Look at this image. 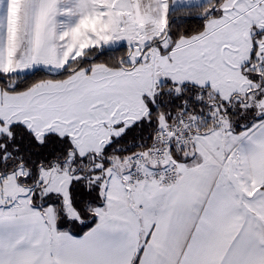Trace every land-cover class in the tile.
I'll return each mask as SVG.
<instances>
[{
    "label": "snow or ice",
    "instance_id": "snow-or-ice-1",
    "mask_svg": "<svg viewBox=\"0 0 264 264\" xmlns=\"http://www.w3.org/2000/svg\"><path fill=\"white\" fill-rule=\"evenodd\" d=\"M0 264H264V0H0Z\"/></svg>",
    "mask_w": 264,
    "mask_h": 264
}]
</instances>
